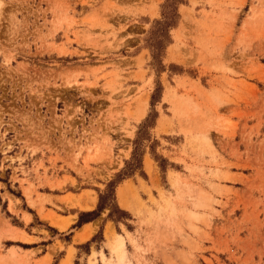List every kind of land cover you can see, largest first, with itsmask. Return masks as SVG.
<instances>
[{"label":"rangeland","instance_id":"rangeland-1","mask_svg":"<svg viewBox=\"0 0 264 264\" xmlns=\"http://www.w3.org/2000/svg\"><path fill=\"white\" fill-rule=\"evenodd\" d=\"M163 2L0 0V264H264V0H182L156 73Z\"/></svg>","mask_w":264,"mask_h":264},{"label":"trees","instance_id":"trees-1","mask_svg":"<svg viewBox=\"0 0 264 264\" xmlns=\"http://www.w3.org/2000/svg\"><path fill=\"white\" fill-rule=\"evenodd\" d=\"M182 3V0H164L163 4L160 6V18L157 20H153L148 31L147 35L144 39L145 46L149 51L150 57V67L156 73L162 72L164 70V66L161 63V59L164 53L165 47L170 43L169 39V29L174 28L176 26L178 20L177 14V6ZM161 85L158 80L154 82L153 90L150 94L149 98V106L152 107L154 103L157 101L160 92H161ZM154 114V113H153ZM153 114L148 113L146 117L143 119L142 123L140 124V128L143 127H151L154 120ZM134 144V143H133ZM135 148L131 153V157L129 161L125 163L124 170L120 173L119 177H125L127 174L126 172L131 168L136 166L135 161ZM114 184L108 183L106 186L105 191L102 194H98V201H102L107 194L110 196L113 195L114 192ZM100 206H98L99 209ZM96 211H91L88 213H79L77 217L76 223L71 227V229L78 228L82 221V217L95 215ZM87 222V221H85Z\"/></svg>","mask_w":264,"mask_h":264},{"label":"crops","instance_id":"crops-1","mask_svg":"<svg viewBox=\"0 0 264 264\" xmlns=\"http://www.w3.org/2000/svg\"><path fill=\"white\" fill-rule=\"evenodd\" d=\"M1 191H0V195H1ZM82 206L83 207H87V209L85 210V209H79V211L80 212H83V213H87V212H90V211H92L93 209H94V203L92 202V204H89V203H87V201H83L82 202ZM68 216H66V215H60V216H58V218H59V220L60 221H63L64 219H66ZM75 220L73 219L72 221H70V224H72L73 222H74ZM69 224V225H70ZM68 225V226H69ZM67 226V227H68ZM88 226H91L92 227V229L90 230V232H88ZM96 230H98V223L97 224H94V222H93V220L92 221H87V222H84V223H81L80 224V226L78 227V228H75V229H73L72 231H73V234L71 235V238H77L78 236H80V235H82V234H85V233H89L88 234V237H87V235H83V238H86L84 241H87L91 236H92V234H94V232L96 231ZM13 232V231H12ZM14 233V232H13ZM32 238H37L38 240H41L39 237H34V236H32ZM84 241H82V240H80V239H78V243H82V242H84ZM16 247V246H15ZM15 247H13V249L15 248ZM16 249V248H15ZM17 249H18V247H17ZM11 252H12V250H11ZM43 253H45V252H43ZM97 253V252H96Z\"/></svg>","mask_w":264,"mask_h":264},{"label":"bare ground","instance_id":"bare-ground-1","mask_svg":"<svg viewBox=\"0 0 264 264\" xmlns=\"http://www.w3.org/2000/svg\"><path fill=\"white\" fill-rule=\"evenodd\" d=\"M57 225V224H56ZM64 224H60V227H63ZM62 229V228H61ZM117 248H118V251H121V248H122V241H118L117 242Z\"/></svg>","mask_w":264,"mask_h":264}]
</instances>
